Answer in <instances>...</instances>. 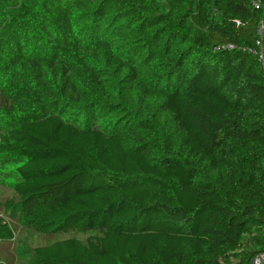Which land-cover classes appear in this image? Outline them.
Masks as SVG:
<instances>
[{
	"label": "trees",
	"instance_id": "1",
	"mask_svg": "<svg viewBox=\"0 0 264 264\" xmlns=\"http://www.w3.org/2000/svg\"><path fill=\"white\" fill-rule=\"evenodd\" d=\"M0 2L1 25L26 26L36 48L0 61L30 92L0 90V161L14 176L0 241L14 222L73 233L22 264H252L264 72L248 48L264 0Z\"/></svg>",
	"mask_w": 264,
	"mask_h": 264
},
{
	"label": "rangeland",
	"instance_id": "2",
	"mask_svg": "<svg viewBox=\"0 0 264 264\" xmlns=\"http://www.w3.org/2000/svg\"><path fill=\"white\" fill-rule=\"evenodd\" d=\"M0 5H3L0 2ZM6 5L0 6V18L1 16L9 15ZM27 27L23 28H13V26H3L0 22V37L9 39V36L13 38L14 41H9V44H5L4 53L0 58L3 61L5 56H10L9 51H14L15 54H20L21 51L18 46H22L26 49V52L30 50L35 51V47L31 48L33 43L30 41L29 37L31 34H26ZM9 35V36H8ZM66 54L69 53L66 51ZM15 56V55H11ZM1 68H6V66ZM21 73V72H20ZM23 73V72H22ZM24 74V73H23ZM20 78V77H19ZM0 90H3L4 95L8 99L23 98L28 97L29 89L24 88L16 78L12 77L7 72L0 71ZM2 114V113H1ZM4 116V115H3ZM1 116V117H3ZM3 120V119H2ZM0 119V130L5 126L4 121ZM0 214L2 212L1 202L11 196L14 192L11 187L14 182V176L8 173V170L13 168V165H3V161H0ZM14 237L11 240H1L0 241V262L3 264H22L29 259V251L41 245H46L56 240L65 239L73 235L72 230L60 231L50 234H37L28 233L26 229L18 222L13 223Z\"/></svg>",
	"mask_w": 264,
	"mask_h": 264
},
{
	"label": "built area",
	"instance_id": "3",
	"mask_svg": "<svg viewBox=\"0 0 264 264\" xmlns=\"http://www.w3.org/2000/svg\"><path fill=\"white\" fill-rule=\"evenodd\" d=\"M264 27L260 23L258 27V37L255 41L254 46L248 48V51L255 55L260 62L262 71L264 72ZM229 264H237L236 261H231ZM252 264H264V251L259 252L252 260Z\"/></svg>",
	"mask_w": 264,
	"mask_h": 264
}]
</instances>
